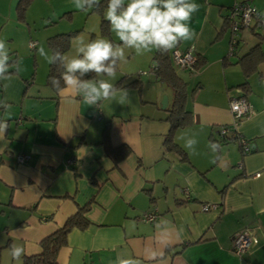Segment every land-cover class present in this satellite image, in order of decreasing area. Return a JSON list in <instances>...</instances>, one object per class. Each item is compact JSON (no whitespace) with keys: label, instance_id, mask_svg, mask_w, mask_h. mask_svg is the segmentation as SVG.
<instances>
[{"label":"crops","instance_id":"crops-1","mask_svg":"<svg viewBox=\"0 0 264 264\" xmlns=\"http://www.w3.org/2000/svg\"><path fill=\"white\" fill-rule=\"evenodd\" d=\"M17 2L0 0V39L20 68L10 67L16 72L7 88L0 81V100L8 105L0 107V121L8 123L0 133V264H22L24 256L38 255L41 241L84 207L88 226L67 234L55 264H117L118 257L135 264H264V23L241 29L230 53L227 19L241 3L254 6L262 19L264 0H192L200 6L189 24L195 36L169 52L194 46L198 65L180 74L172 64L186 82L184 107L192 121L173 134L181 154L164 148L172 93L147 62L155 49L143 55L126 50L115 78L104 77L128 89L124 104L90 106L73 90L47 84L49 63L38 49L50 53L48 38L74 31L108 39L99 34L101 17L77 10L73 0H33L20 20ZM109 30V40L120 44L110 25ZM73 38L66 55L74 54ZM132 81L140 86H126ZM245 82L247 92L239 87ZM238 97L246 98L253 114L228 136L235 131L243 138L246 154L237 141L210 144L221 139L222 126L233 124L228 103ZM189 139L196 141L194 150L185 147ZM108 146H126L129 153L115 162ZM202 204L218 207L202 212ZM154 210V221H142ZM243 230L257 244L237 256L231 243ZM13 245L24 248L19 260L10 255Z\"/></svg>","mask_w":264,"mask_h":264},{"label":"clouds","instance_id":"clouds-1","mask_svg":"<svg viewBox=\"0 0 264 264\" xmlns=\"http://www.w3.org/2000/svg\"><path fill=\"white\" fill-rule=\"evenodd\" d=\"M73 4L79 11H88L99 8L100 0H73ZM199 7L192 0H107L104 19L120 44L105 38L87 39L78 35L72 41V55L58 50L49 53L44 47L38 49V54L49 64L63 69L59 77H50V83L57 91L71 89L90 106L113 100L124 104L129 99L128 89L117 88L104 77L115 78L119 64L127 61L126 50L143 55L154 49L167 51L183 40L192 39L195 33L189 24ZM12 66L20 71L19 60L10 64L7 43L0 39V81L6 82L5 88L12 79ZM90 74L95 75L89 78ZM0 107L7 109L6 99L0 100ZM7 128V121H0V133H6ZM195 143L194 139L186 140L185 147L193 149ZM210 144L218 147L215 142ZM23 254V247H10L12 259L19 260ZM117 264H135V261L131 257H118Z\"/></svg>","mask_w":264,"mask_h":264},{"label":"trees","instance_id":"trees-1","mask_svg":"<svg viewBox=\"0 0 264 264\" xmlns=\"http://www.w3.org/2000/svg\"><path fill=\"white\" fill-rule=\"evenodd\" d=\"M32 1L33 0H18L15 8L17 18L23 20L25 12L27 11ZM106 7L107 0H100L99 8H93L91 9V12L98 14L101 17L100 35L110 39L109 23L102 17L103 11L106 9ZM79 32L80 31H74L65 34H57L48 38L46 42L50 53L52 50H58L62 53H65L69 49L72 38L75 37ZM257 49L258 47L255 48V51H257ZM169 52L170 50H155L153 55V65L151 67V72L154 74L157 80L167 85L172 93L171 104L166 108V120L170 124V127L169 131L165 135L164 148L167 152L175 151L178 154L179 151H177L178 149L173 143V134L175 130L179 128H184L186 126L192 125V121L190 113L186 111L184 107L185 101L187 99L186 82L183 81V79L179 77V75L176 73L175 68L172 65ZM251 54L252 53H249L246 57H249ZM11 61L14 62L15 58L11 59L10 62ZM194 68L198 69V65L196 63L194 64ZM62 71L63 69L58 67L57 65L49 64L46 78L47 84L52 86L50 83V77H59ZM10 72L14 74L16 72L15 68L11 69ZM243 72L246 75L249 71L246 67H243ZM94 75L95 74H90L89 78L93 77ZM62 86L63 81L61 80V87ZM126 86L139 87L140 83L138 81H132ZM115 87H121L120 82L117 83ZM239 87L242 88L243 92H247L246 82L240 84ZM231 141H237L236 135L233 134L231 136L221 137L218 142H216V140H211V142H215L217 145H219L221 142L228 143ZM106 151L115 160V162L124 158L129 153V149L126 146H121L115 149H111L108 146L106 148ZM179 154L181 153L179 152ZM87 209L88 207L80 209L75 215L67 219L65 224L60 229L54 231L51 235L43 239L40 243V253L34 256H24L22 258V264H55L56 254L61 248V246L65 244L67 234L74 228L83 230L88 226L89 222L85 217Z\"/></svg>","mask_w":264,"mask_h":264},{"label":"built area","instance_id":"built-area-1","mask_svg":"<svg viewBox=\"0 0 264 264\" xmlns=\"http://www.w3.org/2000/svg\"><path fill=\"white\" fill-rule=\"evenodd\" d=\"M227 19L230 22V31H231V46L229 47L230 53L233 51V47L236 44L235 36L241 29H248L249 26L253 21H261L259 18V14L254 6H251L247 3H241L238 5L233 6L231 12L228 14ZM259 24V23H258ZM264 25V24H262ZM35 45V42H29L28 46L30 48H33ZM194 46L188 47L186 50L181 51L178 49H175L170 54V59L172 64L181 69V70H188L190 72H195L196 69L194 68L195 64V58L193 55ZM229 111L232 114V125L230 127L228 126H222L219 129V135L220 137L228 136L230 135L229 132L237 125V123L244 118H247L253 114V110L244 97H238L230 99L228 103ZM233 131L232 133L235 135ZM232 134V135H233ZM237 137V144L239 145V149L242 154H246L249 151V147L247 142L241 138ZM24 160L23 156H18L17 161L19 163H22ZM187 198L188 193L186 190L181 191ZM216 204H202L201 205V211L202 212H210L215 211L217 209ZM142 221H154L156 219L155 210L151 213H144L141 217ZM257 244V238L247 230L240 231L236 233L232 239L231 243V252L237 256H240L241 254L247 252L249 249L254 247Z\"/></svg>","mask_w":264,"mask_h":264},{"label":"rangeland","instance_id":"rangeland-1","mask_svg":"<svg viewBox=\"0 0 264 264\" xmlns=\"http://www.w3.org/2000/svg\"><path fill=\"white\" fill-rule=\"evenodd\" d=\"M72 14H73V12H72ZM97 16H99V15L97 14ZM99 17H100V16H99ZM99 17H98V18H99ZM82 20H83V19H82ZM97 21H98V20H97ZM261 21H262V23H264V15H262V19H261ZM65 22H67L66 19H65V21H64L63 23H65ZM99 22H100V21H99ZM89 26H90V24H89ZM98 27H99V24H98ZM94 28H97V27L94 26ZM99 34H100V32H99ZM98 36H99V35H98ZM100 36H101V35H100ZM102 37H103V36H102ZM115 37H116V36H115ZM135 55H136V54H135ZM147 62H152L151 57L148 59ZM148 64H150V63H147V67H146V69H144V70H146V71H148V69L150 68V66H149ZM180 70H181V69L178 68V69H177V72L180 71ZM142 72H144V71H139L138 73H142ZM179 73L182 74L181 71H180Z\"/></svg>","mask_w":264,"mask_h":264},{"label":"water","instance_id":"water-1","mask_svg":"<svg viewBox=\"0 0 264 264\" xmlns=\"http://www.w3.org/2000/svg\"><path fill=\"white\" fill-rule=\"evenodd\" d=\"M166 106H167V96L163 95L160 100V107L164 109L166 108Z\"/></svg>","mask_w":264,"mask_h":264}]
</instances>
